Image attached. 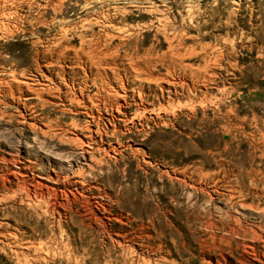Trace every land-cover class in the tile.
I'll return each instance as SVG.
<instances>
[{
    "label": "rangeland",
    "instance_id": "obj_1",
    "mask_svg": "<svg viewBox=\"0 0 264 264\" xmlns=\"http://www.w3.org/2000/svg\"><path fill=\"white\" fill-rule=\"evenodd\" d=\"M0 158V264H264V0H0ZM68 164L110 212L32 203Z\"/></svg>",
    "mask_w": 264,
    "mask_h": 264
},
{
    "label": "bare ground",
    "instance_id": "obj_2",
    "mask_svg": "<svg viewBox=\"0 0 264 264\" xmlns=\"http://www.w3.org/2000/svg\"><path fill=\"white\" fill-rule=\"evenodd\" d=\"M23 83L26 84L25 82ZM75 103L80 104L79 102H75ZM121 108H123L122 105L118 107L116 114L118 115L122 114ZM84 114L86 118H88V121H86V125L80 127L79 125L72 123L73 130H76L77 132L74 133L70 139L72 142L80 146V158H79V161L77 162L78 164H76V168L77 167L81 168L85 166L88 168L90 172H92L94 171V168L96 166H101L104 162H106L104 159H101L99 161H95L94 159H92L91 154H93L95 150L98 152L99 151L104 152L105 156H110L109 155L110 152H113L116 154L118 150H117V147L111 146V145H108L107 149L105 148V143L102 140V135L99 133V131H97V129L101 125L100 123L102 121V118L97 117L96 115H93L91 111L90 112L85 111ZM109 117H110L109 119L110 123H113L115 119H117L116 116L113 114L110 115ZM133 119L134 118H132V120ZM93 126L97 128L96 131L91 130ZM78 131H80V133ZM98 133L100 134V139L99 141H94V136H97ZM94 146L95 148L92 149ZM87 149H90V150H87ZM87 156H89V159L87 158ZM15 164H17L16 160L7 161L4 158H0V191L5 190L7 184L11 183V181L8 178L9 174H13L15 176L17 174H20L18 173V171H14L12 169V167ZM66 169H67L66 171L68 172L64 170L66 172V175L63 177H60L59 175H55L54 177L47 176L45 177V180H37L35 179V177H32V181H31L32 188L27 189L28 197L31 199L32 203L38 205L39 203L44 202L47 198H49L48 203L50 204V209L53 214H59V210L63 209L64 207L63 202H66L69 199L85 200L88 203L90 202L91 204H93L94 208H96L97 210H101L104 213L111 211L101 201H97V199H102L104 195H102L100 192L96 195L91 193L92 190H99L94 184H91L90 182H87L86 180H83V179L79 180L80 179L79 176H81L80 173L75 172L76 170H74L70 164L67 165ZM189 186L191 188H195L194 185H189ZM105 195H106V198H109L112 203H115V198L117 197L116 195L113 198L109 196V194L106 192H105ZM91 199L94 202H92ZM7 200H8L7 197L0 194V205L5 203ZM104 218L107 221L109 220V218L107 217H104ZM1 228H2V225L0 224V229ZM242 229L240 227H233L227 233L228 234L233 233L237 237H243L242 239H244L247 234L244 231V229L243 230ZM227 233L224 234V237L225 235H228ZM242 243H243L242 244L243 249L246 252L250 251V253L253 254V256H256L258 258L257 263L258 262L262 263L259 260L260 259L259 257L260 255L264 254V237L255 231H250L249 238H245V241ZM262 257L264 258V255Z\"/></svg>",
    "mask_w": 264,
    "mask_h": 264
}]
</instances>
